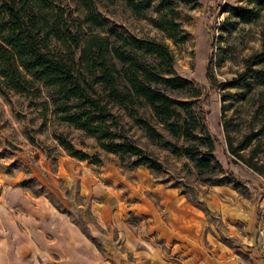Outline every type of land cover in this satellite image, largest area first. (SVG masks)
Wrapping results in <instances>:
<instances>
[{
	"label": "rangeland",
	"instance_id": "374dc122",
	"mask_svg": "<svg viewBox=\"0 0 264 264\" xmlns=\"http://www.w3.org/2000/svg\"><path fill=\"white\" fill-rule=\"evenodd\" d=\"M197 1L185 10L182 27L189 35L177 43L120 2L95 0V6L135 35L167 45L176 72L201 88L214 156L241 184L201 181L189 159L148 139L120 110H114L118 131L158 160L159 169L132 166L131 157L101 149L58 119L41 84L26 93L7 91L0 95V264H75V255L78 264H264V178L226 152L218 89L204 77L211 51L213 60L220 58L216 79L236 91L226 83L242 56L264 47V13L217 41L221 4L241 1ZM260 93L256 87L224 101L223 119L235 137ZM54 134L97 155L99 163L68 155ZM257 156L264 170V137Z\"/></svg>",
	"mask_w": 264,
	"mask_h": 264
},
{
	"label": "trees",
	"instance_id": "16d2710c",
	"mask_svg": "<svg viewBox=\"0 0 264 264\" xmlns=\"http://www.w3.org/2000/svg\"><path fill=\"white\" fill-rule=\"evenodd\" d=\"M108 1L120 2L133 17L145 19L175 43L189 35L182 27L189 18L185 10L199 5L197 0ZM240 1L221 4L224 15L216 24L217 41L237 23H253L264 13V0ZM55 44L58 48L52 47ZM212 57L210 51L204 77L218 89L226 152L264 178L257 156L264 137V95H258L251 119L236 137L223 119L226 99L242 98L256 87L264 90V47L240 58V68L226 83L236 88L234 92L216 79L213 69L220 58ZM35 83L46 88L58 119L93 137L101 149L131 157L132 166L157 170L160 164L118 131L115 109L148 139L189 159L201 181L241 184L213 154L215 138L197 82L176 72L165 43L135 35L98 11L95 0H0V95L38 89ZM53 138L68 155L99 163L97 155L75 148L62 135Z\"/></svg>",
	"mask_w": 264,
	"mask_h": 264
},
{
	"label": "crops",
	"instance_id": "0c3cea01",
	"mask_svg": "<svg viewBox=\"0 0 264 264\" xmlns=\"http://www.w3.org/2000/svg\"><path fill=\"white\" fill-rule=\"evenodd\" d=\"M72 259H75V260H76L75 264H78L79 261H80V259H78V256H76V255L73 256ZM62 260H64V258H63ZM81 262H82V261H81Z\"/></svg>",
	"mask_w": 264,
	"mask_h": 264
}]
</instances>
